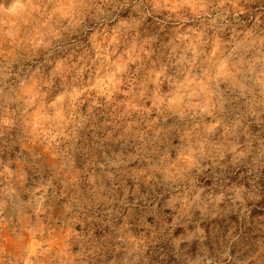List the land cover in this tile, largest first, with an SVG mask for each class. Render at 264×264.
Returning a JSON list of instances; mask_svg holds the SVG:
<instances>
[{
  "label": "clouds",
  "instance_id": "obj_1",
  "mask_svg": "<svg viewBox=\"0 0 264 264\" xmlns=\"http://www.w3.org/2000/svg\"><path fill=\"white\" fill-rule=\"evenodd\" d=\"M0 264H264V0H0Z\"/></svg>",
  "mask_w": 264,
  "mask_h": 264
},
{
  "label": "rangeland",
  "instance_id": "obj_2",
  "mask_svg": "<svg viewBox=\"0 0 264 264\" xmlns=\"http://www.w3.org/2000/svg\"><path fill=\"white\" fill-rule=\"evenodd\" d=\"M209 230H210V231L212 230V227H211V226L209 227Z\"/></svg>",
  "mask_w": 264,
  "mask_h": 264
}]
</instances>
